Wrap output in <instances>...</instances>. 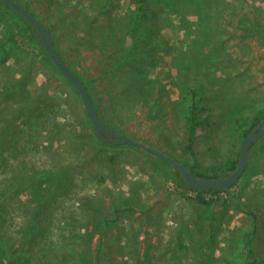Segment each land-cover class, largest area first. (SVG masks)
Returning <instances> with one entry per match:
<instances>
[{
    "label": "rangeland",
    "instance_id": "1",
    "mask_svg": "<svg viewBox=\"0 0 264 264\" xmlns=\"http://www.w3.org/2000/svg\"><path fill=\"white\" fill-rule=\"evenodd\" d=\"M18 1L102 121L188 165L225 168L264 116V0ZM249 149L233 184L198 191L143 148L102 141L27 22L0 3L3 264H264V136Z\"/></svg>",
    "mask_w": 264,
    "mask_h": 264
},
{
    "label": "water",
    "instance_id": "2",
    "mask_svg": "<svg viewBox=\"0 0 264 264\" xmlns=\"http://www.w3.org/2000/svg\"><path fill=\"white\" fill-rule=\"evenodd\" d=\"M1 1L5 2L11 8L19 12L34 27L39 37V41L42 44L47 55L50 57L59 71L81 95L85 103L87 115L97 136L112 143H122L141 147L147 152L157 156L158 158L170 162L177 169L179 175L183 178V180L190 186L197 189L227 188L242 175L248 161L249 145L253 141L258 140L259 138L264 136V119L257 123L241 139L238 150L239 157L236 162V166L232 170L219 177H204L197 175L193 173L191 169L179 159L170 156L161 149L152 147L145 142L138 140L124 133L123 131L101 121L95 108L94 102L82 80L73 70L70 69L64 58L55 48L52 34L48 26L39 17H37L33 11L25 7L19 1Z\"/></svg>",
    "mask_w": 264,
    "mask_h": 264
},
{
    "label": "trees",
    "instance_id": "3",
    "mask_svg": "<svg viewBox=\"0 0 264 264\" xmlns=\"http://www.w3.org/2000/svg\"><path fill=\"white\" fill-rule=\"evenodd\" d=\"M18 1V0H17ZM176 1H179V0H167V3L168 4H170V5H173L174 4V2H176ZM179 2H183V4H185V3H190V2H196L197 4V6H198V8H199V10H201V7H203V5H205V4H207L208 2H210V0H207V2L205 3V4H203V3H201V2H203V0H180ZM221 2H222V0H221ZM0 3H3V4H6L5 2H3V1H1L0 0ZM21 3V2H20ZM22 4V3H21ZM7 5V4H6ZM25 7H27V8H29L28 7V5H25V4H23ZM8 7H10L9 5H7ZM13 9V8H12ZM30 9V8H29ZM14 10V9H13ZM31 11H33L32 9H30ZM19 16H21V18H23L26 22H27V24H28V29L30 30V32L31 33H34L36 36H37V39H38V41H39V37H38V35H37V33H36V31H35V29H34V27L24 18V16H22L19 12H17L16 10H14ZM34 12V11H33ZM35 13V12H34ZM35 15L37 16V17H39L36 13H35ZM136 18L137 17H140V14H139V12L136 14V16H135ZM40 18V17H39ZM41 19V18H40ZM140 36H138L139 38L140 37H142V35H143V32H140V34H139ZM39 43H40V41H39ZM53 43H54V41H53ZM134 45H135V42L133 41L132 43H131V45L129 46V48H128V50H127V53H126V55H125V57L123 58V62H125L128 58H129V56L131 55V53H132V50H133V48H134ZM40 46H41V48H42V50L44 51V54H45V57L49 60V62L51 63V65H52V67H54L64 78H65V76L59 71V69L55 66V64L53 63V61L50 59V57L47 55V53L45 52V50H44V48H43V46H42V44L40 43ZM54 46H55V48L57 49V51L61 54V56L64 58V56H63V54L59 51V49L56 47V45H55V43H54ZM64 60H65V58H64ZM66 61V60H65ZM66 63H67V61H66ZM68 64V63H67ZM68 66L70 67V69L71 70H73L72 69V67L68 64ZM74 71V70H73ZM77 75H78V73L76 72V71H74ZM79 76V75H78ZM79 78L82 80V78L79 76ZM66 79V78H65ZM67 80V79H66ZM68 81V80H67ZM69 82V81H68ZM82 82H83V84L85 85V87L87 88V86H86V84L84 83V81L82 80ZM72 85V84H71ZM88 90V89H87ZM77 91V90H76ZM78 92V91H77ZM89 92V91H88ZM90 94V93H89ZM81 96V95H80ZM90 96H91V94H90ZM21 97H23V96H21ZM91 98H92V96H91ZM93 100V99H92ZM94 102V101H93ZM94 105H95V108H96V110H97V113H98V116H99V118H100V120L102 121V119H101V117H100V114H99V111H98V109H97V106H96V104H95V102H94ZM30 103H28V102H26L25 103V105L23 106L24 107V110H27V109H29L30 108ZM22 109V108H21ZM23 111V110H22ZM19 114L21 113V111H19L18 112ZM189 127H188V132H189V140H188V142H187V147L189 148V149H191V140H192V134H193V131H194V129H195V125L198 123V120H197V105L194 103V102H192V104H191V107H190V110H189ZM264 119V116L263 117H259V116H254L253 118H252V120H251V122H250V124L247 126V127H245L244 129H243V132H242V135L243 136H245L257 123H259L261 120H263ZM104 122V121H103ZM105 123V122H104ZM106 124H108V123H106ZM108 125H110V124H108ZM110 126H112V125H110ZM112 127H114V126H112ZM114 128H116V127H114ZM118 129V128H117ZM120 130V129H119ZM122 131V130H121ZM16 136H12V138H11V141H15L16 139ZM3 138H1V140H2ZM102 141H104V142H109V141H106V140H104V139H102V138H100ZM257 140H255V141H253L250 145H249V147H248V155H249V153H250V146L254 143V142H256ZM239 150V149H238ZM238 150H237V152H236V157H234V158H230L229 159V162H228V164L225 166V168H222V169H220V170H216V169H214V170H212L211 172H208V171H204L202 168H199V167H197L196 166V163H193V164H191V165H188V164H186L190 169H191V171L193 172V173H195V174H197V175H200V176H204V177H219V176H222V175H225L227 172H229L230 170H232L235 166H236V162H237V160H238ZM165 162H167L168 164H170V165H172L170 162H168V161H166V160H164ZM183 162V161H182ZM176 171H177V169H176ZM177 174V179L179 180V181H181L184 185H186L187 187H189V188H192V189H196V190H198V191H201V190H219V189H223V188H211V189H197V188H194V187H192V186H190L189 184H187L184 180H183V178L179 175V173H178V171L176 172ZM195 199H196V201L197 202H199V203H202V204H205V205H209V204H211L212 203V201L213 200H210V199H206V198H204L201 194H199V193H197L196 194V196L194 197ZM91 237V236H90ZM0 249H1V253H2V257H5V258H7L8 260H11L12 261V256H10V250H8L7 249V247H0ZM10 256V257H9ZM0 264H3L2 262H0Z\"/></svg>",
    "mask_w": 264,
    "mask_h": 264
},
{
    "label": "built area",
    "instance_id": "4",
    "mask_svg": "<svg viewBox=\"0 0 264 264\" xmlns=\"http://www.w3.org/2000/svg\"><path fill=\"white\" fill-rule=\"evenodd\" d=\"M203 195V194H202Z\"/></svg>",
    "mask_w": 264,
    "mask_h": 264
}]
</instances>
